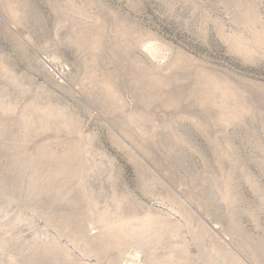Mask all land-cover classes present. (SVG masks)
Instances as JSON below:
<instances>
[{
	"label": "rangeland",
	"instance_id": "obj_1",
	"mask_svg": "<svg viewBox=\"0 0 264 264\" xmlns=\"http://www.w3.org/2000/svg\"><path fill=\"white\" fill-rule=\"evenodd\" d=\"M0 264H264V0H0Z\"/></svg>",
	"mask_w": 264,
	"mask_h": 264
}]
</instances>
